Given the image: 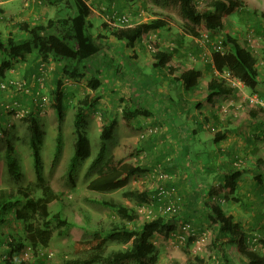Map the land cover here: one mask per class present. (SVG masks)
Segmentation results:
<instances>
[{"label": "trees", "instance_id": "trees-1", "mask_svg": "<svg viewBox=\"0 0 264 264\" xmlns=\"http://www.w3.org/2000/svg\"><path fill=\"white\" fill-rule=\"evenodd\" d=\"M64 1L68 5L66 6V14L62 16L59 15L47 22L34 25L27 21H21L15 25L18 30L16 33L10 30L5 36L0 28V58L2 57L0 78H5L6 71L13 68L15 63L28 62V57L31 55L38 59L36 62V59L34 62L31 61L34 63V67H31L30 73H34L35 76L41 74V64L47 65L51 62L56 64L55 71L52 72L53 78H46L45 81L46 84L47 79L53 82L50 94L47 95L43 91L59 121L54 160H57L62 153L64 145L62 123L66 108L70 104L68 103L69 98L73 96V92L66 90L64 79L78 80L90 74L88 85L96 92H100L99 89L102 84L100 75L102 72L104 73L109 67L111 70L109 77L119 72L115 65L111 66L110 60H106L108 57L106 46L119 47L121 50V48L133 47L143 40L147 46L150 45L153 48L152 50L148 47L153 51L155 58L153 66L165 70L173 85L177 86L183 82L186 92L190 89L200 91L201 73L193 67L185 68L179 64L178 61H184V59H179L180 54L183 53L178 48L165 47L159 41H151L148 38L151 31H169L170 24L173 22L171 15L159 14L150 21L136 20L135 25L128 27H117L103 23L102 26L108 32L99 31L95 33L93 18L99 16L94 11V3L100 7L104 5L102 4L104 0H94L93 5H88L85 0H48L51 4H61ZM155 2L162 6L171 3L178 5L183 23L177 36L180 40L186 37L190 38L194 46L191 50L193 56L197 60L207 62L206 65L215 71L208 81L206 97L200 98L201 100L206 99V104H199L197 107L202 114L205 112L208 114L207 104L214 106L213 104L221 96H234L236 92L241 93L240 89L230 86L227 80L221 76L224 72H228L231 76L239 79L244 89H249V93L258 92L256 90L258 85L261 82L264 83L260 79L261 70L258 56L248 46L240 42L237 34H232L225 27L224 21L236 13L239 22L246 20L249 16L259 21L257 12L255 14L249 12L246 0H155ZM109 3L111 4L107 6L109 11L117 10V13H123L119 6L124 5L125 0H110ZM146 5V0H140V7L142 8L138 11L129 9L128 13L137 15L139 11H145ZM257 30L259 34L264 35V27L258 26ZM110 34L118 41L117 44L109 40ZM204 34L207 35L204 44L199 43L198 39L203 38ZM195 48H198L197 52ZM261 57L264 60V46ZM175 64L182 66V68ZM175 70L178 71V75H173ZM110 85L112 87L111 81ZM46 87L49 89L48 86ZM204 92H199L198 97L201 96L200 93ZM113 93L114 90L112 95ZM259 95L264 98L262 94L259 93ZM31 99L30 103L33 105L35 103L33 94H31ZM132 99L124 107L123 116L136 121L131 124V128L140 127L141 129V127L149 125V129L144 130L141 135L142 140L153 141L155 144L159 142L160 150L156 151L153 157L149 153L151 156L149 157L146 151L141 152L140 145H135L136 163L127 161L125 155H118L105 160L108 151L107 141L112 139L118 126V115L110 108H101V115L104 120L100 130L101 144L85 172L89 191L85 198L92 203L110 208L116 212L118 220L113 221L109 228H95L89 237L75 240L72 244L74 257L65 259L61 264H121L124 261H133L135 264H156L160 252L153 237L155 234H159L165 238H173L174 234H171L175 230L178 220H181V227L184 228V232L190 234H182L181 236V241L188 246L194 242L196 237L194 235L199 232L209 236L210 229L208 227L213 225L210 248L215 251V254L209 256L210 261L208 263L205 257L196 254L192 257L188 256L183 263L174 260L171 264H229L230 258L226 250L229 245L234 246L240 264H264L263 234L261 232L253 234L248 232L241 220L222 205L226 201H242V195L238 192V188L239 181L249 171L245 164L248 152L242 149L241 155H239L233 150L224 151L221 147L218 148L215 161L210 158L208 162H199L193 166H195V173H197L200 165L198 174L202 176L216 175L218 182L214 183L219 186L215 188L212 184L201 185L190 178L189 184L192 187H187L186 183L177 182L176 170L169 167V164L181 163L175 151L177 147H174L173 143H167L168 147L165 145V139L174 138V135L165 132L157 124L156 119L154 125L147 122V117L149 120V116L152 115L149 105L162 104L164 98L158 100L157 96L152 95L140 101V105L138 99L136 101L135 98ZM165 100V102L168 101L166 98ZM185 100L187 99L181 98L180 95H177V100L172 98L171 103L174 102L172 108L176 110V108L181 107L182 102H187ZM142 102H144L143 105ZM98 104L99 97L89 94L75 104L73 113L74 153L66 170V178L71 186L76 185L75 176L79 162L88 159L93 154L85 125L88 112L97 108ZM248 108H246L248 111L245 110L239 115L238 121L236 120L238 127L247 121L256 120L259 123L262 117L264 120V107L259 105ZM210 114L212 115L213 111ZM203 119L206 128L204 131L199 128L204 134H206L205 132L209 134V139L204 144L210 140L212 145L219 146L220 141L225 136L224 133L220 130H214L216 127L208 124L206 115ZM24 121L31 131L29 144L36 178L39 182H43L45 180L43 175L44 163L41 155L43 131L38 119V112L31 109L30 114L24 117ZM162 122L170 124L171 119L166 115ZM154 134L156 135L154 136ZM160 141L164 143H160ZM227 153L228 159L224 157ZM4 156L9 175L14 179H20L22 177L20 160L11 143L7 145ZM257 161L263 162L264 160L258 158ZM258 162L254 168L257 189L252 190L255 196L254 200L250 199L253 200L251 201L252 204H256L257 200L264 194V168L260 170ZM187 165H183V167H187ZM188 166L193 168L191 164ZM136 174H148V178L153 176L155 187L131 188L129 186L130 180ZM163 175H167V177L165 178ZM119 189L123 190L122 193L125 198L132 200L135 205L139 206H132L122 199L108 194V192ZM182 189L186 191V195L182 193ZM192 193L193 196L188 198V195H192ZM243 196L247 197V194H243ZM247 198L249 199V196ZM54 201H60L59 194L49 184L43 186L40 194H33L27 187L0 189V264H46L41 258L46 255L40 256L38 247H45L50 243L54 227L60 233L64 228L73 226V222L65 215L64 208L63 211H51L50 204ZM146 205H148L147 207L150 206L151 209L149 218L143 217V213L139 210L141 206ZM255 211L258 218L264 216L259 206ZM203 215L208 220L205 227H203L205 223ZM4 222L16 224L19 231L16 234L4 231L1 228ZM109 240L128 245L107 253L106 246ZM27 245L30 246L32 256L28 259H18V254ZM185 252L187 255L189 254L188 251Z\"/></svg>", "mask_w": 264, "mask_h": 264}, {"label": "rangeland", "instance_id": "rangeland-1", "mask_svg": "<svg viewBox=\"0 0 264 264\" xmlns=\"http://www.w3.org/2000/svg\"><path fill=\"white\" fill-rule=\"evenodd\" d=\"M86 1L88 2V0ZM146 1L147 5L144 7L146 12V21H150L159 14L167 13L173 17V22L170 24L169 31H151V41H159L163 46H173V48H178L179 51L183 53L180 54L179 59H184L183 62L188 63V65L191 64L190 61L192 60L193 56V52L191 50L194 47L191 39L186 37L180 40L177 36V33L182 26L181 24L183 23V19L178 11V5L176 3H171L167 6H162L156 3L155 0ZM246 1L249 12H253L254 14L257 12V16L260 20L256 21L255 18L250 16L241 22H238L237 19H225V27L232 34H237L243 45L248 46L253 51V53L258 56L259 67L262 70L264 69V60L262 57L260 58V56L264 46V35L259 34L257 29L258 26L264 27V0ZM109 2L110 0H104L102 4L108 6L110 4ZM7 3L8 4L5 5V7H13L10 10L11 12H7L10 14L0 13V16L2 17L0 18V28L3 31L4 36L7 35L10 30L16 33L18 30L15 25L21 21H27L31 25H34L40 22H47L49 19L59 15L62 16L66 14V6L68 5L65 1L61 4H51L48 2V0H40V2H38V0H9ZM88 3L93 5V2L91 3V1ZM96 4L97 3H94V10L99 17L93 18L94 31L95 33L99 31L107 33V29L102 26L103 23L107 22L104 20V17H102V13ZM119 8L122 12L128 13L129 9L138 11V9H141L142 7H140V0H125V4H122V6H119ZM236 16L237 13L230 15L231 18H235ZM109 40L116 44L118 43L112 34L109 35ZM136 44V57H133L132 54L130 56V51H132L133 47H127L124 49L121 48L120 50L119 47L106 46V51L108 53L106 60H110L111 66L115 65V68H117L119 72L115 73L112 77L108 76L111 73L110 67L104 73L102 72L100 75V79L102 81L101 87L99 89L100 92H96L88 85V81L91 76L90 74L84 76L83 78H79L78 80L64 79L66 90L73 92V96L69 98L68 103L70 104L68 105V108H66V114L63 119L62 133L64 145L62 153L57 160H54V152L59 121L50 105V101H48L46 104L45 111L43 113H38V119L41 123V128L43 131L41 147V155L44 163L43 175L45 178L43 182H39L36 178L31 154V146L29 144L31 131L28 124L24 121V117L22 118L19 116L8 115L7 120L12 123L11 129L8 134L5 133L0 136V189H17L19 187H27L33 194H40L43 186L45 184H49L56 192H58L59 199L61 201V203L60 201L52 202L50 204L51 211H63L64 208L65 215H67L73 222V226L64 228V230H62L60 233L58 232L59 230L54 227L53 237L50 243L45 247H38L40 249V256L46 255L45 257H41L42 260L44 259L43 261L46 264H61L65 259L74 257L72 244L75 240L89 237L95 228H109L113 221L118 220L116 212L110 208L92 203L85 198L86 194L89 193L87 189L88 179L85 177V172L92 157L95 155L101 144L100 130L104 123L101 115V108H110L118 115V126L115 129L112 139L107 141L108 151L105 160L111 159L118 155H125L127 157V161L136 163L137 156L135 152L136 149L134 148L135 145H140L139 148L141 152L146 151L148 155L149 153L152 154V157L155 156L156 151L160 150L161 145L159 142L155 144L153 141L146 142V140H142L141 135L144 133V130L149 129V125L143 126L141 129L140 127L131 128V124L135 123L136 121L125 118L122 113L124 107L129 103V101L133 100L132 98H135V101L138 99L140 105V101L146 97L149 98L152 95L155 97L157 96L158 100L164 98V102L166 101L165 98H173L177 100V95H180L181 98L188 99L189 101L191 100L186 92L183 82L177 86L173 85L165 70L153 66L155 61L153 51L148 48L145 41L142 40ZM188 53H190V55ZM1 60L2 57L0 58V61ZM28 61L34 62V60ZM23 62H20V64L15 63L13 68L8 69L6 71L5 78L13 77L19 80L33 81L32 77L34 73H30L29 70L28 72H25L24 68L28 63L27 61ZM198 62L199 61H194L193 64ZM175 65L178 66V64ZM188 65L184 66L187 67ZM55 66V62L45 65L46 78H53L52 72L55 71ZM197 66L200 67L203 66V64L200 63L197 64ZM178 67L182 68V66ZM123 74H125V76H123ZM47 80L46 86H48L49 89L45 86L44 93L48 95L50 94V89L53 85V82L51 80L49 81V79ZM110 81L112 87L110 85ZM113 90L114 93L112 95ZM150 91L151 93L149 94ZM87 94L99 97V104L97 105V108L88 112L87 122L85 125V130L90 139L93 154L88 159L79 162L75 176L76 185L71 186L66 178V170L70 158L74 153L75 129L73 113L75 104H77L78 101ZM2 95H5V97L8 96L4 104H12L16 101L20 108L31 110L34 107L31 105L32 103H30L32 100L31 94H24L23 92L0 91V96ZM122 97L123 99L121 100ZM112 98L114 102L112 101ZM143 104L144 102H142V105ZM173 105L174 102L172 103V106ZM150 108L152 110V104L149 105V109ZM193 111H195V109H193ZM167 115L176 124L173 129L168 128L166 131L167 133L171 132V135L175 136V141L177 142L179 148L177 151V158L182 164L195 165L203 161L208 162L210 158H212L214 161L216 160L215 154L218 148L222 146L212 145V142L203 144L197 138L190 135L189 129L192 128L194 122L193 117L187 108L181 106V108L176 109V114L170 113ZM155 118L156 113L149 116V120L147 117V122L150 125H154ZM0 122L3 121L0 120ZM162 124L163 126L168 127L164 122H162ZM145 134L148 133L145 132ZM155 135L156 134H154V136ZM168 136L170 137V135ZM9 143L14 146L15 153L20 160V170L22 172V177L18 180L12 178L7 171L4 154ZM257 156L258 158L264 160V134H259ZM149 157L151 156L149 155ZM224 157L228 159V153L225 154ZM255 160L256 158L252 159V163H255ZM248 165H250V163ZM258 166L260 167V170H262L264 168V161L258 162ZM193 169H196L195 166H193V168L188 171V174H190V177L194 180L196 178V174L200 176L197 178L196 183H200L201 185L212 184V186L215 188L219 186L218 184L214 183L218 182L216 175L211 174V176H207L206 179H203L202 175L198 174L199 171L194 173ZM154 180L155 178H153V176L148 178V174H136L131 178L129 186L131 188L137 189H143L145 186L155 187ZM251 182H255L254 173L247 171L244 174L241 185L244 188ZM122 191V189H119L108 192V194L122 199L126 203L134 206L135 203L132 200L125 198ZM243 194L244 193L241 194V202L226 201L222 205L226 210L232 212L237 216L238 219L241 220V223L248 232L250 231L252 234L261 232L264 236V216L258 218L255 211L257 206H259V209L264 215L263 195L261 198H259V200H257L256 204H252L251 201L253 200L248 199L246 196H243ZM135 206L137 207L139 205ZM203 218L205 220L203 227H205L208 224V220L206 219L205 215H203ZM181 223V220H178L176 223L177 226L171 234H174L173 238H165L159 234H155L153 237L160 252L159 260L156 264H171L174 260L183 263L188 256L192 257L196 254L205 257V260L208 263L210 261L209 256L215 254V251L210 248L211 233H213L214 226L212 225V227H208L210 229L209 236L203 232L195 234L194 236L196 237L194 242L188 246L181 241L182 234H188V232H184L185 230L183 227H181ZM1 228L11 234H16L19 231L18 226L14 223L4 222L1 225ZM126 245L128 244L109 240L106 246V252L108 253L114 249L125 247ZM24 250L27 251V254H25V251L20 252L22 255L19 257V259L21 257L26 259L28 256L29 258L32 256V251L30 250L29 245H27ZM226 250L230 258L229 264H240L239 256L235 252L234 246L229 245L226 247ZM185 251H188L189 254L187 255ZM121 264L135 263L133 261H124Z\"/></svg>", "mask_w": 264, "mask_h": 264}, {"label": "crops", "instance_id": "crops-1", "mask_svg": "<svg viewBox=\"0 0 264 264\" xmlns=\"http://www.w3.org/2000/svg\"><path fill=\"white\" fill-rule=\"evenodd\" d=\"M8 1L9 0H6V1L0 0V4H2V5H0V13L10 14L7 12L8 11L11 12L10 10L13 6H10V7L6 6L5 7V5L8 4L7 3ZM227 19H230V20L237 19L238 20V17L237 18L236 17L231 18L229 16V17H227ZM238 22H239V20H238ZM136 45H134L132 51H130V56H131V54L133 55V57L137 56V52L135 50ZM195 49L197 52L198 48H195ZM188 54L190 55V53H188ZM28 58H29V60L36 59L34 55H31ZM37 60L38 59H36L35 62ZM194 61L195 62L199 61V62L193 64ZM178 62H179V64L183 65V67H185V68L193 67V68L199 70L201 73V77L199 80L200 91L193 90V89L188 90L187 94L191 98V100L189 101L187 99V100H185L187 102L181 103V105L184 108L188 109L191 116L193 117L194 125L192 126V128L189 129L190 135L193 134L192 136L197 138L203 144L206 142L207 139H209L208 138L209 134H207V132H205L206 134H204L202 132V130H200V128H201L204 131V129L206 128L205 122L203 119V117L206 115L207 120L209 122L208 124L214 125L216 127L214 130H218V131L220 130V132H223L225 135L219 143V145L222 146L221 148L224 151L233 150L235 153H237L239 155H241L242 149L247 151L248 156H247V160H245V164H246V166H248L249 171L254 173V168L256 166L255 164L257 163V159H258L257 147H258L259 134H262V135L264 134L263 117L261 118L259 123L256 120L255 121H247V122H245V124H242L240 127L237 126V121H238L237 119L239 118V115L244 113L245 110L249 109L248 108V101H247V97H246L247 94L250 92L249 89H243L241 91V93L236 92L234 94V96L233 95L221 96L220 98H218V100L215 102V104H213L214 106L207 104V107H208L207 111H209V113H208L209 115L207 114V112L202 114L201 111L197 107L199 104H203V103L206 104V99L205 100L204 99L201 100V99L203 96L206 97L207 84H208V81L210 80L211 75L213 74L214 70L211 67H208L206 65L207 62L206 63L204 61L200 62V60H197L195 58V56H192V60L190 61L191 64H189V65H188V63L183 62V60H180ZM27 63L28 64L25 65L24 69H25V72H28V70L30 72L31 67H34V63L31 61H28ZM200 63H202L203 66H200V67L197 66V64H200ZM184 65H188V66L186 67ZM173 75H178V71L175 70ZM260 79L262 81H264V69L261 70V78ZM112 82H114V81H112ZM204 90H205V92H204ZM256 90L264 96V83L261 82V84L258 85ZM199 92H204V93H200L201 96L198 97ZM7 98H8V96L5 97V95L0 96V120H7L8 119V116H6V114L3 111V107L5 105L4 102L7 100ZM166 99L168 100L167 102L162 101L161 102L162 104L156 103L155 105H153L152 110H150V113H152V115L156 113L155 119L157 120V124H159L161 126V128H163L165 130V132H167L166 130L168 128L173 129L176 126V124L172 120H171L170 124H167L166 122H164L168 127L163 126V124H162V119L166 118V115L168 113L176 114V112H175L176 110L172 108V103H171L172 98H166ZM178 100H180V99L178 98ZM163 102H164V105H163ZM168 102H169V104H168ZM27 103H28V101H27ZM179 108H181V107H179ZM193 109H195V111H193ZM223 110H225V111H223ZM212 111H213V114L211 115L210 113H212ZM261 121H262V124H261ZM169 133H171V132H169ZM165 141H166V143H165L166 147H168L167 143H173V146L177 147V150H175V151L176 152L178 151L179 148H178L177 142L175 141V136H174V138H169V139L167 138V140L165 139ZM209 142H210V140H209ZM160 143H164V142L160 141ZM161 151H164V150H161ZM255 158H256L255 163H252V159H255ZM249 163H250V165H248ZM251 163H252V165H255V166H252ZM183 165L184 164H182V163H179V164L174 163V164H169V167L176 170L177 182L186 183L187 187H192V185L189 184L190 183L189 179L191 177H190V174H188V171L190 170L191 167L188 165H187V167H183ZM192 167H193V165H192ZM198 167H199V171H200V168H201L200 165ZM193 171L195 173V169ZM199 177L200 176H198L196 174L195 180L197 181V178H199ZM202 178L206 179L207 177L202 176ZM241 181L242 180L239 181L238 192L240 194H242V193L247 194V197L249 196V199L254 200L255 196H254L252 190L257 189L256 180L254 183L251 182L248 186H245L244 188L241 185ZM187 187H186V189H187ZM182 193L185 194L186 191L184 189H182ZM192 196H193V193H192V195L191 194L188 195V198H191Z\"/></svg>", "mask_w": 264, "mask_h": 264}, {"label": "built area", "instance_id": "built-area-1", "mask_svg": "<svg viewBox=\"0 0 264 264\" xmlns=\"http://www.w3.org/2000/svg\"><path fill=\"white\" fill-rule=\"evenodd\" d=\"M90 1L92 3L94 0H88V2ZM38 2H40V0H38ZM88 2L86 1V3L90 5V3ZM99 9L102 13V17H104V20L110 25L117 26V27L133 26L136 24L135 23L136 20L142 21L146 19L145 17L146 13L143 10L139 11L137 15H131L130 13H124V12L117 13V10L109 11L107 5H101ZM0 18L2 17L0 16ZM151 37L152 35L149 34L148 38L151 39ZM206 37L207 35L204 34L203 38L198 39L199 43L204 44ZM148 47L153 50L152 46L148 45ZM40 71H41V74L39 76H35L34 74L32 77L33 81H30V82L29 80H19L13 77L12 78H0V91H3V92L12 91V92H23L24 94H33V97L35 98L33 110L38 113H43L45 111L46 104L49 101L48 97L43 93L45 86H46L45 65L43 64L40 65ZM221 76L227 80L230 86L236 87L240 89L241 91L244 89L242 82L239 79L231 76L230 73L224 72L223 74H221ZM247 99H248V107H252V106L254 107V106H259V105L261 107H264V98H262L258 92L248 93ZM4 108H5V112L7 114H11L12 116L24 117L30 113V110L20 108L16 101L13 102L12 104H5ZM10 126H11L10 122H5L4 124L0 122V135H3L4 132H6L10 128ZM163 176L165 178L167 177V175H163ZM149 205H153V204H149ZM147 206L148 205L139 208V210L143 213V217L145 218H149L150 217L149 213L151 212L150 206L149 207ZM25 254H27V251H25ZM21 255L22 253H20V255L18 254V259ZM20 259H25V258L21 257Z\"/></svg>", "mask_w": 264, "mask_h": 264}, {"label": "clouds", "instance_id": "clouds-1", "mask_svg": "<svg viewBox=\"0 0 264 264\" xmlns=\"http://www.w3.org/2000/svg\"><path fill=\"white\" fill-rule=\"evenodd\" d=\"M5 106V105H4ZM33 106H34V103H33ZM3 111H4V113L6 114V116H8V115H10V116H12L11 114H7L6 112H5V108L3 107ZM30 114V113H29ZM27 116V115H26ZM25 117V116H24ZM23 118V117H22ZM5 122H9L8 120H3V122H1V123H5ZM11 123V122H10ZM11 126H12V123H11ZM11 126H10V128L6 131V132H4V134L6 133V134H8L9 133V131H10V129H11ZM0 136H2V135H0Z\"/></svg>", "mask_w": 264, "mask_h": 264}]
</instances>
